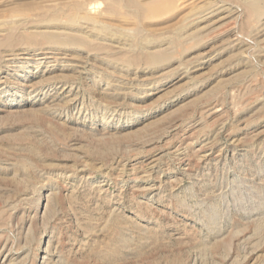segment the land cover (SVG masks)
Returning <instances> with one entry per match:
<instances>
[{
  "label": "rangeland",
  "instance_id": "374dc122",
  "mask_svg": "<svg viewBox=\"0 0 264 264\" xmlns=\"http://www.w3.org/2000/svg\"><path fill=\"white\" fill-rule=\"evenodd\" d=\"M0 264H264V0H0Z\"/></svg>",
  "mask_w": 264,
  "mask_h": 264
},
{
  "label": "bare ground",
  "instance_id": "6f19581e",
  "mask_svg": "<svg viewBox=\"0 0 264 264\" xmlns=\"http://www.w3.org/2000/svg\"><path fill=\"white\" fill-rule=\"evenodd\" d=\"M251 2H252V0H251ZM258 3H259V2H258ZM258 3H257V4H258ZM260 6H261V5H260ZM74 7H75V6H74ZM75 9H76V8H75ZM75 9H74V11H75ZM79 10H80V9H79ZM74 11H73V12H74ZM69 12H70V11H69ZM76 12H77V10H76ZM53 16H54V15H53ZM53 16H52V17H53ZM67 16H68V15H67ZM45 17H46V15H45ZM35 18H36V16H35ZM38 18H39V17H38ZM54 18H55V16H54ZM59 18H60V17H59ZM78 18H79V17H78ZM49 19H50V18H49ZM79 19H80V18H79ZM31 20H32V19H31ZM38 21H39V19H38ZM40 21H41V20H40ZM28 22H29V21H28ZM23 23H24V22H23ZM32 23H33V22H32ZM41 23H42V22H41ZM32 26H33V25H32ZM34 26H35V25H34ZM39 26L41 27V25H39ZM43 26H44V25H43ZM72 26H75V24H73ZM21 27H22V26H21ZM26 27H27V26H26ZM52 27H53V26H52ZM29 28H30V27H29ZM34 28H35V27H34ZM36 28H37V27H36ZM36 28H35V30H37ZM74 28H75V27H74ZM13 29H14V28H13ZM17 29H18V28H17ZM23 29H24V28H23ZM40 29H41V28H40ZM15 30H16V29H15ZM49 30H50V29H49ZM22 31H23V30H22ZM8 33H9V32H8ZM11 33H12V32H11ZM21 33H22V32H21ZM44 33H46V32H44ZM14 34H15V33H14ZM22 34H23V33H22ZM34 34H35V33H34ZM7 35H8V34H7ZM15 35H16V34H15ZM41 35H42V34H41ZM13 36H14V35H13ZM39 36H40V35H39ZM42 36H43V35H42ZM46 36H47V35H46ZM49 36H50V35H49ZM43 37H44V36H43ZM47 37H48V36H47ZM47 37H46V38H47ZM52 37H53V36H52ZM37 38H38V37H37ZM46 38H44L43 40H45ZM32 40H33V39H32ZM38 40H39V39H38ZM49 40H50V39H49ZM33 41H35V40H33ZM72 41H73V40H72ZM59 42H61V41H59ZM65 42H66V41H65ZM65 42H63V43H65ZM73 42H74V41H73ZM56 43H57V42H56ZM63 43H62V44H63ZM71 43H72V42H71ZM58 44H59V43H57L56 45L58 46ZM72 44H73V43H72ZM33 45H34V44H33ZM40 45H41V44H40ZM42 45H43V44H42ZM45 45H46V44H45ZM67 45H68V42H67ZM38 46H39V45H38ZM45 47H46V46H45ZM7 50H8V49H7ZM11 50H12V49H11ZM67 57H68V56H67ZM55 58H56V57H55ZM38 59H39V58H38Z\"/></svg>",
  "mask_w": 264,
  "mask_h": 264
}]
</instances>
